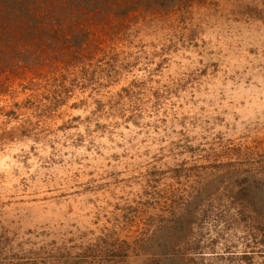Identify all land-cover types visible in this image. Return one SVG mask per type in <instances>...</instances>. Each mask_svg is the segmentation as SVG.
<instances>
[{
    "label": "rangeland",
    "instance_id": "1",
    "mask_svg": "<svg viewBox=\"0 0 264 264\" xmlns=\"http://www.w3.org/2000/svg\"><path fill=\"white\" fill-rule=\"evenodd\" d=\"M151 8L114 41L95 29L93 63L36 79L73 90L42 124L6 139L21 121L0 115V236L80 264H264L248 199L264 191V0ZM103 68L100 93L81 88Z\"/></svg>",
    "mask_w": 264,
    "mask_h": 264
},
{
    "label": "trees",
    "instance_id": "2",
    "mask_svg": "<svg viewBox=\"0 0 264 264\" xmlns=\"http://www.w3.org/2000/svg\"><path fill=\"white\" fill-rule=\"evenodd\" d=\"M184 1L0 0V115L4 116V127L12 120L21 121L20 126L5 128V138L11 139L21 128L32 130L43 123L44 116L55 114L54 111L67 101L64 92L68 95L73 90L64 86L52 88L35 81L45 74L52 82L71 72L76 63H93L104 41L102 36L95 34V29L101 30L110 40L126 28V21H130L133 13L151 7V10L176 8ZM103 70H86L81 88L91 87V91L100 93L107 78L112 77L111 73L104 74L105 68ZM120 94L121 99H129L140 92L124 89ZM114 102L109 100L106 108ZM262 186H257L258 190H264ZM246 191L250 190L246 188ZM248 195L249 203L254 201L264 207V191ZM239 197L241 195L236 196L238 214L245 220L248 203ZM258 223L251 222L250 226L261 230ZM83 255L80 251H72L66 243L37 246L27 239L14 244L8 235L0 236V264H80Z\"/></svg>",
    "mask_w": 264,
    "mask_h": 264
}]
</instances>
